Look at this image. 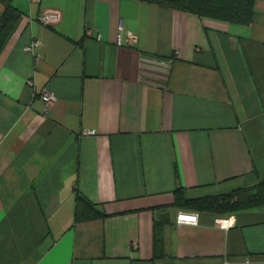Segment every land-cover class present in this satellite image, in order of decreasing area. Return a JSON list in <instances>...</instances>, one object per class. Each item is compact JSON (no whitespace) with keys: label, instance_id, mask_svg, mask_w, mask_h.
Instances as JSON below:
<instances>
[{"label":"crops","instance_id":"crops-1","mask_svg":"<svg viewBox=\"0 0 264 264\" xmlns=\"http://www.w3.org/2000/svg\"><path fill=\"white\" fill-rule=\"evenodd\" d=\"M7 1L0 264H264V206H169L177 185L195 198L264 179V0L249 24L141 0H0V16ZM76 188L113 214L74 221Z\"/></svg>","mask_w":264,"mask_h":264},{"label":"trees","instance_id":"trees-1","mask_svg":"<svg viewBox=\"0 0 264 264\" xmlns=\"http://www.w3.org/2000/svg\"><path fill=\"white\" fill-rule=\"evenodd\" d=\"M148 3L167 5L172 8L190 12L198 16H207L231 23L249 24L254 14L255 0H141ZM19 10L5 2V8L0 16V47L13 27ZM183 187L177 185L173 190L174 199L169 206L189 210L210 211L216 214L240 211L252 207L264 206V179L253 184L236 187L228 192L205 195L195 198H185ZM165 205H152L159 211ZM113 214L105 210L102 203L93 202L78 188L75 193L74 221L90 220ZM163 219L155 218L153 223V256L162 257L165 254Z\"/></svg>","mask_w":264,"mask_h":264},{"label":"built area","instance_id":"built-area-1","mask_svg":"<svg viewBox=\"0 0 264 264\" xmlns=\"http://www.w3.org/2000/svg\"><path fill=\"white\" fill-rule=\"evenodd\" d=\"M32 1H36V0H32ZM59 16V11L56 9H46L44 12L40 13L38 15V17L43 21V22H48L51 20H56ZM128 38L129 40H135L136 36H134L131 33H128ZM117 42L120 43L121 42V37L120 35L117 38ZM39 43L38 39H34L32 41H30L29 43H27L24 46V51L33 55L34 57H40L39 53L35 50V45H37ZM28 83L29 84H34V79L33 78H29L28 79ZM53 97L54 95L52 94V92H50L48 89L43 88L42 92H41V98L43 99V101L45 102V104H50L53 101ZM198 220V216L195 212H187V211H179L176 214L175 217V222L176 223H192L195 224L197 223ZM222 224H225L226 226H228V220L227 219H220L219 220Z\"/></svg>","mask_w":264,"mask_h":264},{"label":"water","instance_id":"water-1","mask_svg":"<svg viewBox=\"0 0 264 264\" xmlns=\"http://www.w3.org/2000/svg\"><path fill=\"white\" fill-rule=\"evenodd\" d=\"M158 218H169V211L168 210H162L158 213Z\"/></svg>","mask_w":264,"mask_h":264},{"label":"rangeland","instance_id":"rangeland-1","mask_svg":"<svg viewBox=\"0 0 264 264\" xmlns=\"http://www.w3.org/2000/svg\"><path fill=\"white\" fill-rule=\"evenodd\" d=\"M159 213V212H158Z\"/></svg>","mask_w":264,"mask_h":264}]
</instances>
